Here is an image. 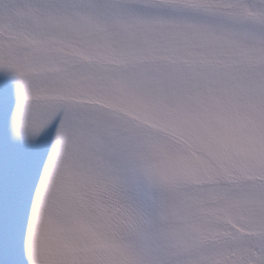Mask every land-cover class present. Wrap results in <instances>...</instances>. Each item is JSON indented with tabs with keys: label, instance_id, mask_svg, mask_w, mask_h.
Here are the masks:
<instances>
[{
	"label": "snow or ice",
	"instance_id": "obj_1",
	"mask_svg": "<svg viewBox=\"0 0 264 264\" xmlns=\"http://www.w3.org/2000/svg\"><path fill=\"white\" fill-rule=\"evenodd\" d=\"M0 264H264V0H0Z\"/></svg>",
	"mask_w": 264,
	"mask_h": 264
}]
</instances>
